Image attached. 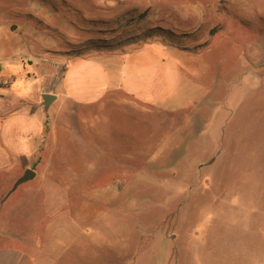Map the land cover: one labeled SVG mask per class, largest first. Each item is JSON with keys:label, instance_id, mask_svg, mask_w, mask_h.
Returning a JSON list of instances; mask_svg holds the SVG:
<instances>
[{"label": "rangeland", "instance_id": "obj_1", "mask_svg": "<svg viewBox=\"0 0 264 264\" xmlns=\"http://www.w3.org/2000/svg\"><path fill=\"white\" fill-rule=\"evenodd\" d=\"M154 41L196 57L176 91L186 107L161 115L123 107V121L114 105L100 114L105 142L89 155L97 159L100 152L102 162L92 164L85 188L91 204L110 215L92 216L76 230L91 258L96 248L122 239L123 264H146L148 252L162 253L160 239L181 215L198 237L208 236L213 205L231 222L256 219L264 176V0H0V67L24 82L34 80L38 59L51 54L45 48L91 56ZM201 106L215 112L213 120L192 118ZM120 132L137 142L132 157L116 141ZM75 151L64 139L49 154L66 172V158L82 149ZM212 154L219 163L212 164ZM105 187L121 191L96 195ZM59 229V237H70Z\"/></svg>", "mask_w": 264, "mask_h": 264}, {"label": "crops", "instance_id": "obj_2", "mask_svg": "<svg viewBox=\"0 0 264 264\" xmlns=\"http://www.w3.org/2000/svg\"><path fill=\"white\" fill-rule=\"evenodd\" d=\"M45 50L51 54L38 59L30 82L2 71L9 82L0 86V264H123L122 239L96 248L91 258L82 252L87 240L76 231L92 216L110 215L91 204L85 188L92 164L102 162L100 152L97 159L89 155L105 142L100 114L109 105L115 106L121 121L128 116L123 117V107L139 105L144 115L184 110L187 102L180 104L176 91L196 57L156 41L91 56H70L68 47ZM44 94L54 96L48 107ZM205 108L199 107L192 118L210 115L213 120L215 112ZM133 113L131 118L139 123ZM64 139L74 153L80 148L82 152L67 157V171L60 172L54 166L60 159L49 153ZM116 141L124 156L132 157L137 142L123 140L121 132ZM211 160L219 163L218 155L212 154ZM28 168L36 171L28 180L32 183L17 201L9 202L21 184L8 194L11 186ZM260 185L254 221L231 222L213 205L217 216L212 215L208 236L200 238L196 226L181 215L160 239L162 253L148 252L146 264H264V176ZM120 191L105 187L96 195ZM59 225L70 237H59Z\"/></svg>", "mask_w": 264, "mask_h": 264}, {"label": "water", "instance_id": "obj_3", "mask_svg": "<svg viewBox=\"0 0 264 264\" xmlns=\"http://www.w3.org/2000/svg\"><path fill=\"white\" fill-rule=\"evenodd\" d=\"M53 97L54 96L51 95V94H44L43 95L44 104H45L46 107H48L50 105L51 100H52ZM35 175H36V172L33 169L28 168L24 172V174L15 181V183L13 184L12 189L10 190V192L8 194H10L11 192H13L20 184H22V183H24V182H26L28 180L33 179Z\"/></svg>", "mask_w": 264, "mask_h": 264}, {"label": "built area", "instance_id": "obj_4", "mask_svg": "<svg viewBox=\"0 0 264 264\" xmlns=\"http://www.w3.org/2000/svg\"><path fill=\"white\" fill-rule=\"evenodd\" d=\"M8 82H9V79L4 76L2 69L0 67V86L6 84Z\"/></svg>", "mask_w": 264, "mask_h": 264}]
</instances>
